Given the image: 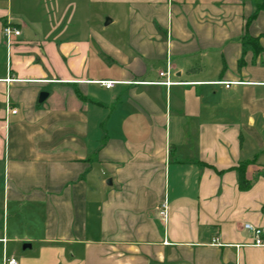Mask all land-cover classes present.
<instances>
[{
    "label": "crops",
    "instance_id": "crops-1",
    "mask_svg": "<svg viewBox=\"0 0 264 264\" xmlns=\"http://www.w3.org/2000/svg\"><path fill=\"white\" fill-rule=\"evenodd\" d=\"M262 2L0 0V264H264Z\"/></svg>",
    "mask_w": 264,
    "mask_h": 264
},
{
    "label": "built area",
    "instance_id": "built-area-1",
    "mask_svg": "<svg viewBox=\"0 0 264 264\" xmlns=\"http://www.w3.org/2000/svg\"><path fill=\"white\" fill-rule=\"evenodd\" d=\"M19 34H20L19 31L16 30L15 28H13L11 25H5L2 28V36L7 43H9L11 37H13V36L17 37V36H19ZM169 74H170V67H169V64L167 63L165 70L161 71L158 74L159 79H162V80L157 82L156 84L157 85H163L166 87L171 86L173 83L169 80ZM97 84L100 85L101 87H103L104 89L108 90V89L113 88L116 84H118V82L112 81V80H104V81L97 82ZM220 84H223L225 88H229L231 85H236L238 83H236V82H234V83H232V82H221ZM8 110L10 111L11 114L16 113V111L13 109L8 108ZM158 214L164 221L166 220V218H167V204H166V202H163L160 204V206L158 208ZM243 229H246L251 233L254 246H257V247L264 246V243L261 239L262 231L260 229L255 228L250 224H244ZM214 244H216V240H215ZM217 245H219V244H217ZM2 264H18V263L13 258H3Z\"/></svg>",
    "mask_w": 264,
    "mask_h": 264
},
{
    "label": "rangeland",
    "instance_id": "rangeland-1",
    "mask_svg": "<svg viewBox=\"0 0 264 264\" xmlns=\"http://www.w3.org/2000/svg\"><path fill=\"white\" fill-rule=\"evenodd\" d=\"M69 3V14L71 13V17L73 19V23L78 26V29L84 30L86 26L88 27L90 24L92 25H101L103 26L105 23V19L108 18L109 15L112 14V6L107 3H93L90 5L89 14L87 22H85L84 17L82 16V12L84 10V0H64ZM107 29H113V27H107Z\"/></svg>",
    "mask_w": 264,
    "mask_h": 264
},
{
    "label": "trees",
    "instance_id": "trees-1",
    "mask_svg": "<svg viewBox=\"0 0 264 264\" xmlns=\"http://www.w3.org/2000/svg\"><path fill=\"white\" fill-rule=\"evenodd\" d=\"M258 11H264V2L257 5L256 11L252 14L250 19L247 20V26L250 23V21L254 18V16L257 14ZM241 45L243 52L245 50H252L254 54H258L259 52L262 51L259 45V37L252 38V37L244 36L241 39ZM238 173H239V187L241 189H246L249 183L244 181L242 167H239Z\"/></svg>",
    "mask_w": 264,
    "mask_h": 264
},
{
    "label": "water",
    "instance_id": "water-1",
    "mask_svg": "<svg viewBox=\"0 0 264 264\" xmlns=\"http://www.w3.org/2000/svg\"><path fill=\"white\" fill-rule=\"evenodd\" d=\"M110 21H108V20H106L105 21V24H108ZM46 96V93H41L40 95H39V101L41 102V101H43V99H44V97ZM25 246H27V247H29V245H24V247Z\"/></svg>",
    "mask_w": 264,
    "mask_h": 264
}]
</instances>
